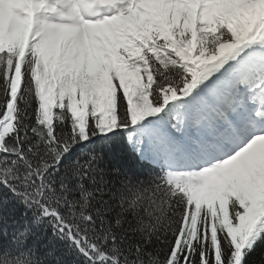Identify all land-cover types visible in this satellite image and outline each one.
I'll return each instance as SVG.
<instances>
[{
  "label": "snow or ice",
  "instance_id": "1",
  "mask_svg": "<svg viewBox=\"0 0 264 264\" xmlns=\"http://www.w3.org/2000/svg\"><path fill=\"white\" fill-rule=\"evenodd\" d=\"M0 264H264V0H0Z\"/></svg>",
  "mask_w": 264,
  "mask_h": 264
}]
</instances>
